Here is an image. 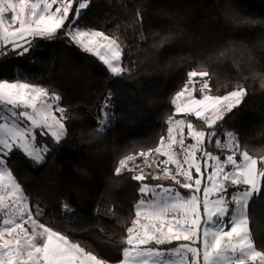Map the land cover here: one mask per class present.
I'll use <instances>...</instances> for the list:
<instances>
[{
	"label": "trees",
	"instance_id": "trees-1",
	"mask_svg": "<svg viewBox=\"0 0 264 264\" xmlns=\"http://www.w3.org/2000/svg\"><path fill=\"white\" fill-rule=\"evenodd\" d=\"M87 4L73 26L119 42L121 73L70 36L68 22L22 45L0 46V82L41 86L59 97L64 137L38 136L43 161L14 145L5 156L15 181L44 214L40 221L109 262L122 261L144 183L169 186L189 198L173 178L146 173L142 154L159 146L171 117L196 130L235 132L241 150L264 157V0H69ZM210 93L244 90L240 103L213 126L193 113L176 114L173 99L191 85L192 73ZM199 94V89H198ZM113 123L100 128L103 102ZM133 158L134 167L119 171ZM260 190L248 203L255 248L264 254V165ZM229 192L236 187L227 183ZM228 191V190H227ZM189 240L148 247L176 248Z\"/></svg>",
	"mask_w": 264,
	"mask_h": 264
},
{
	"label": "rangeland",
	"instance_id": "rangeland-1",
	"mask_svg": "<svg viewBox=\"0 0 264 264\" xmlns=\"http://www.w3.org/2000/svg\"><path fill=\"white\" fill-rule=\"evenodd\" d=\"M86 5L75 9L69 0H0V46L22 45L29 36L51 34L68 22L72 39L83 49L96 53L113 73L119 74V42L101 32L73 26ZM191 75V85L173 99L176 114L193 113L213 126L244 96V90L214 96L208 84L197 79L201 73ZM102 107L99 122L104 129L113 119L109 103L104 101ZM65 133L63 108L57 95L21 81L0 82V183L15 190L10 194L14 199L0 193V236L7 239L8 228L9 234H15L18 261L30 256L29 264H154L158 257L171 256V264H208L215 256L216 264H245L237 256L258 254L264 258L253 245L247 219L248 203L260 190L263 170L259 162L264 165V157L242 151L235 132L208 134L181 117L170 118L168 133L159 146L142 154L144 161L137 169V177L143 179L149 173L173 178L190 189L191 195L187 199L172 187L144 183L124 260L119 263L98 258L43 224L39 218L44 209L34 202L29 211L31 200L7 166L5 156L14 145L41 162L48 148L38 142L39 134L59 140ZM132 162L133 158L123 160L119 171L133 168ZM227 183L236 187L232 193ZM19 195L23 203L15 207ZM200 231L211 242L208 250H199ZM175 240L192 242L172 249L146 247ZM245 251L251 255L241 254Z\"/></svg>",
	"mask_w": 264,
	"mask_h": 264
},
{
	"label": "crops",
	"instance_id": "crops-1",
	"mask_svg": "<svg viewBox=\"0 0 264 264\" xmlns=\"http://www.w3.org/2000/svg\"><path fill=\"white\" fill-rule=\"evenodd\" d=\"M0 176H1V170H0ZM1 185H3V188L0 189V193H4V195L9 196V198H11V199H14L13 195L10 196V194L15 190H9V188L3 183H0V187H1ZM18 198L20 199V201L18 203H15V207H18L17 204L23 203V200L21 199L20 195ZM29 211H31V201L29 202ZM7 230H8V231H6V236H8L7 239H4L3 237L1 238V236H0V264H29L28 260L30 259V256H23L21 261H18V257H20V256H16L17 249L15 247V244L13 243V238L15 237V234H13V233L9 234L10 233L9 228ZM205 235H206V233H202V231H200V233H199V250H202V249L208 250V248L210 249L209 245L211 242L208 239V236L207 235L205 236ZM204 236H205V238H204ZM190 242H192V241H190ZM244 242L248 243L247 240H245ZM160 243H165V242H160ZM160 243H157V244H160ZM147 244H149V243H147ZM144 246H146V244H144ZM146 247H148V246H146ZM151 249H154V248H151ZM42 250L46 254V249H44V247L42 248ZM255 253H257V252H255ZM241 254L251 255L248 251H245L244 253H241ZM189 257L192 258V256H189ZM170 258H171V256L158 257L155 259L154 264H171ZM237 258H239L245 264H264L263 256H258V254L256 256L255 255L254 256H237ZM123 260H124V256H123L122 261ZM214 260H215V256H213L212 261L208 264H216V263H214ZM201 264H207V262H205V263L201 262Z\"/></svg>",
	"mask_w": 264,
	"mask_h": 264
}]
</instances>
